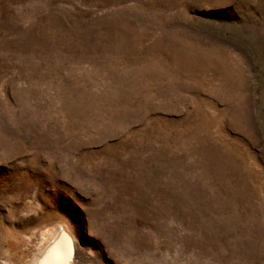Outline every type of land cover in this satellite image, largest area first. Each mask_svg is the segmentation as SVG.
<instances>
[{
	"label": "rangeland",
	"instance_id": "obj_1",
	"mask_svg": "<svg viewBox=\"0 0 264 264\" xmlns=\"http://www.w3.org/2000/svg\"><path fill=\"white\" fill-rule=\"evenodd\" d=\"M56 227L70 264H264V0H0V264Z\"/></svg>",
	"mask_w": 264,
	"mask_h": 264
},
{
	"label": "bare ground",
	"instance_id": "obj_2",
	"mask_svg": "<svg viewBox=\"0 0 264 264\" xmlns=\"http://www.w3.org/2000/svg\"><path fill=\"white\" fill-rule=\"evenodd\" d=\"M43 236V242L25 264H70L72 261L68 260V255L71 247L76 257L82 252L75 246L71 235L63 227L49 229L43 233Z\"/></svg>",
	"mask_w": 264,
	"mask_h": 264
},
{
	"label": "water",
	"instance_id": "obj_3",
	"mask_svg": "<svg viewBox=\"0 0 264 264\" xmlns=\"http://www.w3.org/2000/svg\"><path fill=\"white\" fill-rule=\"evenodd\" d=\"M73 259H74V251H73V247H71V250H70L69 255H68V260L73 261ZM67 264H69V263H67Z\"/></svg>",
	"mask_w": 264,
	"mask_h": 264
}]
</instances>
